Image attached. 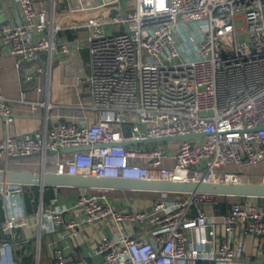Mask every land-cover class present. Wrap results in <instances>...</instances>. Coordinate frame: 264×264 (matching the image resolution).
I'll list each match as a JSON object with an SVG mask.
<instances>
[{
    "label": "built area",
    "instance_id": "2783aa9c",
    "mask_svg": "<svg viewBox=\"0 0 264 264\" xmlns=\"http://www.w3.org/2000/svg\"><path fill=\"white\" fill-rule=\"evenodd\" d=\"M17 17L0 28V53L17 59L23 83L45 77L37 89L13 99L0 91V168L12 161L37 160L40 170L135 180L264 184V174L230 171L264 162V0H136L135 8L95 15L88 29L90 72L85 78L90 102L59 104L50 98L52 56L58 44L53 19L56 1L14 0ZM62 53L71 49L63 44ZM48 54L43 66H25ZM82 78L76 79L80 85ZM14 103L39 113L41 125L30 132L11 131ZM78 108L83 116L56 114ZM199 134L150 146L124 145L148 138ZM105 145L63 153L64 149ZM54 153V154H51ZM172 159L171 167L164 164ZM26 186L0 183V264H29L13 256L18 230L36 229L40 264L44 234L75 237L86 226L112 220L115 239L104 236L94 255L104 264H231L234 241L242 234L264 237L261 198L243 197L211 220L206 208L222 196L209 193H161L150 210L122 211L105 190L80 193L74 207L53 199L34 202L35 221L26 210ZM33 202V200H32ZM148 233L133 237L125 223ZM146 228L149 231L145 230ZM221 230L219 231V229ZM195 232L189 249L188 233ZM213 244L212 249H206ZM52 264H67L59 256Z\"/></svg>",
    "mask_w": 264,
    "mask_h": 264
},
{
    "label": "crops",
    "instance_id": "0c3cea01",
    "mask_svg": "<svg viewBox=\"0 0 264 264\" xmlns=\"http://www.w3.org/2000/svg\"><path fill=\"white\" fill-rule=\"evenodd\" d=\"M51 0H35L37 6L42 3H49ZM56 10L53 19L54 39L58 44L52 56V67L50 70V98L59 104L79 105L80 103L90 102L89 85L86 77L90 72V55L88 49V29L82 27L87 20L95 15H103V8H107L106 14H120V0H55ZM125 13H128V5L125 0H121ZM127 9V10H126ZM17 17V7L14 0H0V28L9 25ZM66 44L71 49L69 53H62L61 45ZM48 61V54L39 53V59L25 66L34 67L37 64L43 66V62ZM17 59L9 55L0 53V91L7 97L19 99L21 91L27 92L29 100L43 99V93L37 87L45 81V77H40L38 81L23 83L20 71L17 68ZM81 77L80 85L76 84L77 77ZM13 120L11 131L18 133L30 132L41 125L39 113L34 116L29 106L20 103L13 105ZM56 114L63 116L73 114L83 116L84 113L78 108H63L56 111ZM3 122L0 120V137L3 135ZM157 144V143H156ZM154 144V145H156ZM143 145V144H138ZM150 146H154L149 143ZM176 142L170 143V148H175ZM37 161V160H33ZM38 162V161H37ZM164 164L171 167L172 159H166ZM39 163L30 165V162L13 165L14 168L40 170ZM39 187V186H38ZM57 203L76 206L78 196L82 190L71 187H54ZM44 191V190H43ZM109 203L122 211L130 210H150L156 199L161 196L158 192L147 191H128L123 193L119 190H105ZM41 190L34 195L33 202L38 203ZM52 199V200H53ZM43 200V197H42ZM51 200V201H52ZM51 203V202H50ZM49 203V204H50ZM49 204L45 205L48 206ZM211 208V207H210ZM206 208L207 213L212 217L211 220L217 222L219 218L214 215L211 209ZM34 211V210H33ZM34 212L29 213L34 222ZM72 215L77 217L82 215L79 208L74 207ZM219 222V221H218ZM126 232L133 237L147 238L148 233L137 224L125 223ZM145 230L149 231L148 228ZM221 228L219 229V231ZM119 229L112 220H104L95 225L81 228L75 237H64L58 239L55 235L47 234L45 241L41 242L40 264H52L59 256L67 259V264H104L100 257L94 255V250L98 242L104 236L115 239L119 235ZM36 229L34 227L26 230H18L14 247L13 256L16 260L35 264L38 256V245L35 239ZM195 232L188 233L189 249L194 248ZM236 248V259L231 264H264V237H256L250 234H242L234 241ZM213 244H208L206 249H212ZM23 257H28L31 261L25 262Z\"/></svg>",
    "mask_w": 264,
    "mask_h": 264
},
{
    "label": "water",
    "instance_id": "95a60500",
    "mask_svg": "<svg viewBox=\"0 0 264 264\" xmlns=\"http://www.w3.org/2000/svg\"><path fill=\"white\" fill-rule=\"evenodd\" d=\"M120 16L125 17L124 7L120 0ZM114 16V14H112ZM31 81H37L34 76ZM30 81V82H31ZM199 134H190L176 137L148 138L146 140L129 141L124 145H138L143 143H162L176 141L184 138H192ZM105 145H88L63 150V153H72L78 150H88ZM54 154V153H51ZM19 183L24 185L39 186L41 190L40 198L43 197V190L46 186L51 187H71L82 191L88 189L119 190L123 193L128 191H147L158 193H209L220 196L234 197H256L264 198V184L255 182L240 183H214L205 181L181 182L162 180H135L122 178H106L82 175H61L52 171L29 170L20 168H0V183ZM40 199V200H41Z\"/></svg>",
    "mask_w": 264,
    "mask_h": 264
},
{
    "label": "trees",
    "instance_id": "16d2710c",
    "mask_svg": "<svg viewBox=\"0 0 264 264\" xmlns=\"http://www.w3.org/2000/svg\"><path fill=\"white\" fill-rule=\"evenodd\" d=\"M127 10V9H126ZM132 10L130 7L127 11ZM38 186L28 185L26 186V194H25V203H26V210L28 213H32L34 209V195L38 194ZM54 187L46 186L44 187L43 191V203L47 205L51 202V200L55 197ZM243 197H234V196H222L217 204H215L210 209L214 212V215H222L226 214L231 210L232 204L236 201L242 200ZM35 201V200H34ZM261 203L264 205V198L260 199ZM3 217L2 212L0 211V220ZM47 234H44L42 237V245L45 241V237ZM23 261L30 262L31 260L28 257H23Z\"/></svg>",
    "mask_w": 264,
    "mask_h": 264
},
{
    "label": "rangeland",
    "instance_id": "374dc122",
    "mask_svg": "<svg viewBox=\"0 0 264 264\" xmlns=\"http://www.w3.org/2000/svg\"><path fill=\"white\" fill-rule=\"evenodd\" d=\"M135 2L136 0H125V3H127L128 5V9L129 7L131 9L135 8ZM107 8H103L101 11L103 14L107 15L105 12H106ZM151 144H156V143H151ZM32 160H26V162H32ZM37 164V163H36ZM39 166V165H38ZM228 170L230 171H237V172H241V173H244V174H247V175H262L264 174V162L259 164L258 166H254V167H248V168H243V167H240V166H230L227 168Z\"/></svg>",
    "mask_w": 264,
    "mask_h": 264
},
{
    "label": "bare ground",
    "instance_id": "6f19581e",
    "mask_svg": "<svg viewBox=\"0 0 264 264\" xmlns=\"http://www.w3.org/2000/svg\"><path fill=\"white\" fill-rule=\"evenodd\" d=\"M25 161H12V163L10 164L11 168H14L13 165H19V164H24ZM38 163L37 161H32L30 162V165L36 164ZM34 170V169H32Z\"/></svg>",
    "mask_w": 264,
    "mask_h": 264
}]
</instances>
